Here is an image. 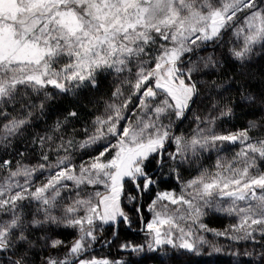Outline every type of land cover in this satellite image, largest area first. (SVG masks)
<instances>
[{"label":"snow or ice","instance_id":"obj_1","mask_svg":"<svg viewBox=\"0 0 264 264\" xmlns=\"http://www.w3.org/2000/svg\"><path fill=\"white\" fill-rule=\"evenodd\" d=\"M229 32L242 37L230 53L243 66L256 45L264 46V0H0V144L10 143L29 123L33 109H43L53 98L49 88L68 94L85 84L95 87L97 73L105 70L133 77H125L131 95L122 103H109L107 115L96 118L95 132L80 145H99L98 154L89 163L77 169L66 155L54 165H19L13 170L12 161L0 162V169L7 171L0 178V264H35L37 244L54 253L45 256L42 264H122L84 258V254L102 239L101 225H112L114 236L120 223L131 228L121 197L136 203L141 194L152 189L156 180L149 166L153 160L162 165L165 145L171 140L177 148L168 154L170 159L177 155L187 159L188 153L196 156L223 142L239 141L245 146L233 162L218 164L221 171L214 175L205 172L191 180L186 186L192 190L188 197L158 193L149 205L154 216L144 222L147 243L124 242L121 250L171 247L198 253L200 246L209 244L200 233L210 231L199 222L203 214L199 202L209 205L214 195L230 198L226 211L240 215L239 224L215 235L237 241H254L257 232L264 236V172L257 163L264 160V139L253 142L249 135L250 130L264 127V121H250L235 133L216 134L198 128L187 140L171 135V118L182 121L200 96L194 75L218 64L212 56L188 64L183 58L194 47L216 42ZM152 46L159 48L155 56ZM32 93L42 97L39 105L24 99ZM113 95L123 96L119 88ZM132 96L142 115L123 126L120 122L127 121L123 112ZM244 99L255 104L258 98L249 94ZM212 107L218 115L210 116L209 124L232 113L230 101H217ZM76 116L70 111L64 122ZM162 116L169 117V124L161 122ZM64 122L58 121L54 130L59 131ZM108 136L117 137L116 144H100ZM113 149L115 155L105 160ZM43 159L48 161V155ZM46 167L57 171L33 190L36 172L43 174ZM19 177L24 178L23 183ZM126 182L137 195L125 192ZM82 186H102L105 191L83 193ZM69 188L76 189V198L62 202L61 189ZM26 200L37 202L28 214L24 211ZM162 201L168 203L158 208ZM238 201L246 206L240 207ZM133 210L140 213V208ZM64 228L76 229L77 238L60 257L55 253L65 242L57 238V230Z\"/></svg>","mask_w":264,"mask_h":264},{"label":"trees","instance_id":"obj_2","mask_svg":"<svg viewBox=\"0 0 264 264\" xmlns=\"http://www.w3.org/2000/svg\"><path fill=\"white\" fill-rule=\"evenodd\" d=\"M232 35L233 39L223 40L213 50L193 51V56L190 61L199 62L203 58L212 56L218 61V64L215 67L210 66L204 68L201 72L194 75L200 96L191 110L186 114L185 118L174 126L177 136L181 134L185 136L192 135L195 128L196 115L203 114V117L205 114L207 116L209 114L210 116V111H214L212 106L217 101L221 104L228 101L231 102V115L219 117L214 120L216 127L226 134L245 129L250 121L255 120L258 123L264 121V103H261V101H264V46L256 45L251 58L242 66L240 62L232 58L230 53L231 48L239 46L242 37L238 38L234 34ZM117 77L119 79L121 78V76H117L110 70L99 72L96 76L95 87H92L90 84H85L77 91L68 94H59L55 89L49 88L48 91L53 93V98L45 102L43 109L39 107L33 109L29 123L21 133L12 138L10 143L0 144V162L4 160L12 161L10 167L13 170L19 165L43 164L45 161L43 155L46 154L49 158L57 155L59 150H57L58 148H56L55 144L58 141L68 142V140H71L74 144L75 142H83L86 140L96 128V118L100 117L109 103H114L117 99L113 95L115 90L119 88V79ZM121 92H125V89L121 90ZM249 94L258 98L257 103L251 104L244 99ZM24 99H29L39 105L42 97H37L36 94L32 93L29 96H25ZM70 111H75L77 116L64 122V118ZM214 113L215 116L218 115L217 112L214 111ZM58 121L64 123L62 128L56 131L54 129ZM249 135L253 138V142L257 139H264V127L250 130ZM41 138L45 139L41 141ZM48 139H51L54 143V148L50 145L51 147L47 149ZM244 146L242 144L240 147L237 142L232 144L230 142H223L213 152H210L208 149L197 153L196 156H192L189 153L187 159H182V157L179 160L177 158V161L166 159L160 166H157L155 160H153V163L149 167L152 169L156 184L149 192L141 194L136 203L129 202L122 204V207H124V210L132 220L131 228H126L122 224L116 239L111 245L96 250L85 258H106L110 261L122 262V264L198 263L190 253V255L179 257L174 254H168L167 258L169 262L166 263L160 256L164 253L161 249L154 252L147 249L142 252L122 251L121 244L124 242H132L137 245L142 244V222L150 221L151 213L149 205L158 193L176 191L179 188V184L191 181L197 175L204 172H215L218 164H224L222 163L224 161L219 157L220 155L223 154L227 162H233L237 157L239 149L241 151ZM89 155L88 153H83L80 157L86 159ZM257 163L260 167L263 166L262 160L258 159ZM6 175L7 171L0 169V178ZM126 188L129 189V193L132 195H137L131 183L126 182ZM63 200H66V196L62 198ZM24 204L28 206L24 209L25 214L32 212L37 206L31 200L24 201ZM134 208H140V213L137 214L133 210ZM207 223L209 226L220 229L226 228L229 222L225 219L211 218ZM113 233V226L108 225L102 227V231L99 233L102 239L98 243L93 244L94 248L107 244L105 242L112 238ZM57 238L65 242V247L55 254L63 257L67 253L68 247L77 238L76 229H58ZM245 243L241 240L239 246L233 245L232 247H228L225 245L224 252L227 255L233 249H237L240 250L238 255L242 256L243 251H245L243 247L252 245V248L256 251L252 257L254 259L257 258V263H259L261 260L259 253L264 256V236L257 234L253 243ZM42 249V244L36 245L35 251L37 256L35 257V264H42L45 256L54 254L51 249L47 251H43ZM252 257L250 261L253 260ZM209 259L214 261L213 264H228L231 257L224 256L222 252L221 255ZM244 261L248 260L246 259Z\"/></svg>","mask_w":264,"mask_h":264},{"label":"rangeland","instance_id":"obj_3","mask_svg":"<svg viewBox=\"0 0 264 264\" xmlns=\"http://www.w3.org/2000/svg\"><path fill=\"white\" fill-rule=\"evenodd\" d=\"M231 33L233 34V32H229V33L225 34L220 42H219V40L216 41V42H207L205 44H201L199 47H194L193 51H196V50L208 51V50H211V49L213 50L215 47L219 46V44L223 40H225V39H228V40L229 39L230 40L233 39L232 38L233 35ZM204 47H209V48L203 49ZM152 49L154 51L152 54H153V56H155L156 53L159 52V48L157 46H152ZM193 51L191 53H187L186 54V57H184L183 59L185 60V58H187L188 56L192 55ZM188 62L185 63V64H188ZM61 66L62 65H57V67H61ZM120 76H121L120 79H119V77H117L119 79V89H121V90L125 89V92H121L123 94V96L122 97H119V98L117 97V99H116V101L114 103H116V102H121L122 103L123 102V99L124 98H127L132 93L131 85L129 83L125 82V77H127L128 79H133V77L128 76L127 73H124V74H122ZM137 103L138 102L136 100V97L135 96H132V102L128 105V108L125 109L124 112H123V114L127 117V121H123L122 120L120 122L123 126H127L128 122H133L134 123L140 117V115H142L140 109L137 107ZM106 109L100 115V117H103V116L107 115ZM202 115L203 114L196 115V118L197 117H200L201 120H197L195 118V122L196 123H195V126H194L195 128L193 130V134L192 135L190 134L188 136H185V135L181 134L179 136H182L185 140L190 139L194 134H196L198 128L199 129H206V130L207 129H211V131L212 132H215L216 134H226L225 132L220 131L216 127V125H215L214 122L211 123V124L208 123L209 117L210 116H215L214 111H210V116H209V114H208V116L205 114L202 117ZM160 119H161V122L162 123H164L166 125L169 124V117L162 116ZM171 120H172V124H171V135L172 136H175L176 134H175L174 126H176V124L179 121H181V120H176L174 117H172ZM175 129H176V127H175ZM94 132H95V129H94ZM117 139H118L117 137L108 136L107 139L100 141V144H108L109 142L112 143V144H116ZM68 141H71V140H68ZM83 142L78 141V142H75L74 144L72 142L69 145L68 142L58 141V143L55 144L56 145V148L59 149L57 155H55L53 158H49L48 161H44L43 164H46V165H49V164L54 165L58 158L67 155V156L70 157V162L72 164H74L77 169H79V166L81 164H87V163H89L98 154V151L100 150L99 145H92V146H89V147L82 148V147H80V145ZM61 144L64 145V148H60V145ZM167 144L168 143H166L165 147L167 146ZM237 144L240 145V147L242 146V143H240L239 141H237ZM50 145L54 148V143L51 141V139L48 142L47 149H49V147H51ZM176 148H177V146H176L174 140H171L170 146L167 149V154H165V156L163 158V161L166 160V159H169L170 160L168 154L175 153L176 152ZM218 148H211L209 150H210V152H213V150H217ZM65 149H66V151H65ZM239 151H240V149H239ZM239 151H238V153H239ZM83 153H88L90 155H89L88 158L84 159L83 157H80V155L83 154ZM114 155H115V149H113L110 153H108L104 157V159L105 160L111 159L112 156H114ZM76 156H78V157H76ZM180 157L181 156L177 155L175 159H171V160L177 161V158L179 160ZM219 157H220V159L222 161H224L222 163H224V164L231 163V162H227L226 161V159L223 156V154L220 155ZM262 164H263V166L262 167L259 166V170L261 172H264V160H262ZM24 166L34 167L36 165L29 164V165H24ZM55 171H57V169L46 167L45 170H44V172H43V174H41L39 171L36 172L35 177L33 178V190H34L35 187L40 186L43 183H46L47 182V179L49 178V176H51L52 174H54ZM204 171H206V170H204ZM204 171H202V172H204ZM218 171H221V169L220 168H217V170L215 172H210L209 174L214 175ZM200 175H197L195 178L199 177ZM18 179H20V182L21 183L24 182V178L23 177H19ZM189 182L190 181H188L186 183L179 184L178 190H176V191H170V193H173L176 196H179V195L183 194L186 197H188V193L192 191L191 189H188L186 187ZM64 183H67L69 185L72 184L71 181H64ZM82 187H83V193H88V194H92L96 190H99L101 192H104L105 191L102 186H98L97 188H93L91 186H87V187L82 186ZM132 188H133V185H132ZM133 190H135V189L133 188ZM75 192H76V189L75 188L61 189V198H64L66 196V200H63L62 202L71 203V201L76 198L75 197ZM125 192L126 193H129V189L126 188L125 189ZM166 192H169V191H166ZM83 193H82V195H83ZM160 193H164V192H160ZM257 194H261L259 189H257ZM210 199H211L212 203L209 204V205H206V206H204L202 204V202H199L202 205V213H203L201 215V217H200L199 222L200 223H203L204 225H206V227L210 230V231L201 232L200 234L204 236V238L209 242V244L200 246V249H199V252L198 253L188 252V251L182 250V249H172L171 247L161 248V250H163L164 253H167V255H160L162 257L163 261L166 262V263L169 262L168 261V258H167L168 257V254H174L175 256H178V257L179 256H183V255L186 256V255H190L191 254L196 259V261L198 262V263H194V264H199V263L200 264H213L214 261H212L209 258L218 256V255H221L222 252H223L224 253V256L231 257L230 262L228 264H261L262 262L264 264V256H262V254H260L258 251L257 252L261 256L260 262L257 263V258L254 259V257H252V256H254V253L256 252L252 248V245H247L245 247L242 246L243 249L245 250V251H243V255L242 256L238 255L239 252H240V250H237V249H233V251L230 252V253H228L227 255L225 254V252H224L225 245L228 246V247H232L233 245L234 246H239L240 245L239 243H240L241 240H243L246 243L248 242V244H251V243H253V240L241 239L240 241L239 240L237 241V240L229 239L228 237H225V236H217V235H215V232H224L226 230L232 229V227L234 225L239 224L240 215L238 213H235V212L229 213L228 211H226V209L231 205V199L230 198H227V197L220 198L219 196L214 195ZM31 201L34 204H37V202L35 200H31ZM129 202L130 201L126 200L124 198V196L122 195V197H121V205L122 204H125V203H129ZM167 203H168L167 201H162V202H160V204H158L157 207L159 208L160 205L167 204ZM237 204L240 207L246 206V202H244V201H238ZM169 207L170 208H175L177 206H173V205H170L169 204ZM150 213H151V219H152L153 216H154V213H153V211H150ZM211 218H220L222 220L225 219L229 223H228V225H226V228H220L219 229L217 227L209 226L208 225L207 222ZM122 224H124V223H120L119 228H120V226ZM104 226H108V225H101V227H104ZM110 226H112V225H110ZM125 227L126 228H129L126 225H125ZM141 228L142 229L144 228V223L143 222H142V227ZM76 232H77V230H76ZM142 232H143L142 244H145V243H147V239L148 238L146 237L144 231H142ZM257 234H260V233L257 232L255 234V238L257 237ZM230 235H236V233L230 232ZM74 241L71 243V245L74 243ZM249 242H251V243H249ZM212 245H215V247H212ZM93 248H94V246H92L90 249H93ZM216 248L220 249V251H216L215 250ZM151 252H154V251H151ZM90 254H88V255H90ZM88 255H85L84 258L87 257ZM251 257L253 258L252 261H250ZM246 259L248 261H244Z\"/></svg>","mask_w":264,"mask_h":264},{"label":"water","instance_id":"obj_4","mask_svg":"<svg viewBox=\"0 0 264 264\" xmlns=\"http://www.w3.org/2000/svg\"><path fill=\"white\" fill-rule=\"evenodd\" d=\"M222 38H223V37H222ZM221 40H222V39H220L219 42H220ZM219 42H218V43H219ZM207 48H209V47H204L203 49H207ZM192 56H193V54L190 55V56H188L187 58H185L184 63H187L188 61H190L191 58H192ZM187 113H188V112H186V114H187ZM186 114H185V116H186ZM170 143H171V141L168 142V144H167V146H166V149L169 148ZM119 225H120V224H119ZM118 231H119V226H118ZM116 237H117V236H114V235H113V237L111 238V240L114 241V240L116 239ZM108 246H109L108 244H105V245H102V246H99V247H96V248L90 249V250H88V252H86V253L84 254V256H85V255H88V254H90V253H93V252L96 251V250H100V249H102L103 247H108Z\"/></svg>","mask_w":264,"mask_h":264}]
</instances>
